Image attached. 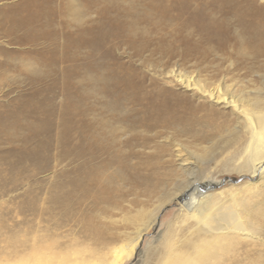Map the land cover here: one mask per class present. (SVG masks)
I'll return each instance as SVG.
<instances>
[{"label": "bare ground", "instance_id": "6f19581e", "mask_svg": "<svg viewBox=\"0 0 264 264\" xmlns=\"http://www.w3.org/2000/svg\"><path fill=\"white\" fill-rule=\"evenodd\" d=\"M81 1L84 11L76 8L75 0H61V9L43 4L24 16L0 12V35L12 37L15 51L29 62L21 63L20 72L27 65L32 68L34 61L49 67L67 63V78L83 81L81 89L72 86L67 109L69 128L79 124L77 139L71 135L78 142L69 154L78 148L84 160L82 189L68 192L64 200L55 193L56 212L35 205L19 208L37 220L26 228L23 221L3 226L0 264H122L137 257L148 226L173 199L181 205L183 222L168 230L163 252L159 248L144 264H264V77L259 91L232 93L228 87L207 89L177 75L202 99L193 104L154 82L148 87V80L131 66L133 59L145 63L141 57L146 52L164 57L180 47L184 58H202L208 51L201 43L218 41L222 47L234 41L260 60L258 70L264 72L262 10L253 14L248 10L253 5L245 0ZM160 31L169 35L163 38ZM188 33L195 35V42ZM115 48L129 52L128 62L113 55ZM7 68L0 63L2 72ZM183 137L191 139L190 151L180 143ZM216 138L223 145L216 151L227 154L224 167L251 181L218 192H210L217 187L210 181L189 182L182 189L176 183L168 190L175 179L194 173L186 161L197 155L199 146L211 143L202 147L201 158L215 151ZM128 199L136 213L122 208ZM149 203L154 206L148 211ZM79 204L83 210L76 218L82 219L91 239L103 245L96 257L79 243L62 242L59 235L48 234V228L38 227L41 220L57 229L58 219L71 222L72 206ZM115 211L123 213L122 221L135 231L122 244L105 245L100 223L112 219Z\"/></svg>", "mask_w": 264, "mask_h": 264}, {"label": "rangeland", "instance_id": "374dc122", "mask_svg": "<svg viewBox=\"0 0 264 264\" xmlns=\"http://www.w3.org/2000/svg\"><path fill=\"white\" fill-rule=\"evenodd\" d=\"M60 1L0 0V12L17 11L20 16H24L25 11L34 13L37 7L43 4L46 9H61ZM62 1L65 3V0ZM245 1H250L253 5L252 9L248 8L251 10L250 12L258 14L257 11L261 9L264 16L262 1ZM75 2L74 5L77 9L85 10L81 0H75ZM245 7L247 6L245 5ZM92 17L94 18L95 15ZM54 28H58V26L54 25ZM72 31L74 32V30ZM22 33L24 31L20 32V34ZM158 34L163 38L169 35L166 31H160ZM188 34L189 41L195 42V35ZM11 38L0 35V63L4 66L8 65L5 71L2 72L0 69V246L2 245L4 225L13 226L14 223L23 221L22 225L26 228L27 224L30 225L35 218L30 212L18 211L19 208L35 205L56 212L57 210L54 208L59 204L54 202L56 194L59 193L58 195L64 200L68 192L73 189H82L81 173L84 162L78 148L71 155L69 154L72 145L78 142L77 140L72 141L71 135L77 139L78 131L75 126L79 124H75L74 130L69 128L70 123L68 122L71 117L68 113L69 109H67L72 86L75 83L78 89H81L83 81L79 76L74 79L70 76L67 78V69L69 68L67 63H56L49 67L31 61L33 69L29 65H25L27 69L20 72L21 66L27 62V58L25 60L20 58L19 52L15 51L18 47ZM59 41L63 43V40ZM175 41L177 40L175 39ZM218 43V41L208 44L201 43V49L208 51L202 58L189 57L186 59L181 53V48L175 47L176 51L173 50L170 55L164 57L160 54L146 52L141 57L142 60L146 57L145 63H141L139 59H133L131 66L136 73L148 80V87L151 88L150 85L154 82L158 85L157 88L169 90L183 99L190 100L193 104L201 103L202 99L196 91L186 89L182 82L177 80V75L183 80H190L191 83H199L207 89L209 85L211 87L209 89L220 85L221 88L223 86V90L226 87L230 91L233 90L232 93L240 90L246 93L259 91L263 85L264 77V72L258 70L260 60L251 58L249 49L234 41H228L222 47L218 46ZM174 44L178 46L177 43ZM42 47L44 46H39L37 49ZM128 53L123 48L113 49V55L121 58L123 63L128 62ZM62 111L65 112L62 113ZM220 111L229 114L228 110ZM19 114H21L20 117ZM61 122L63 123L61 124ZM179 141L187 147V151H190L191 139L183 137ZM160 142L164 141L160 140ZM212 143L215 147L213 153L200 157L202 147H211V143H208L199 146L201 150H196L197 155L195 154L192 158L188 157L186 165L190 166L194 173L187 178L185 175L181 179H175L174 183L172 182L171 186L167 187L168 190L173 189V185L176 183L182 189L189 182L197 185L203 181H210L217 186L210 192H218L235 189L244 182L251 181L224 167L227 154L216 151L217 148L223 146L220 138L214 139ZM182 155L187 157L185 152H182ZM176 167L175 164L169 169L174 170ZM262 169L264 170V164ZM73 181L74 183H72ZM180 182L183 183L180 184ZM128 198L131 200L130 197ZM129 199L122 203V208L124 211L136 213L130 205ZM149 204L148 211L154 206L152 203ZM180 207L181 205L175 199L165 205L164 210L150 223L144 233L137 257L124 259L122 264H144L150 258L151 260L153 257L155 258L159 248V252L162 253L161 244L168 230L173 232L174 228L183 222ZM72 208L71 217L73 220L71 222H61V219H58L61 226L57 229L56 225L41 220L38 227L42 230L48 228L47 233L59 235L62 242L71 240L79 243L83 250L90 251L96 257V250L102 248L103 245L101 247L98 241L91 239L92 236L85 231L82 219L76 218L82 212L83 204L73 205ZM122 215L123 213L120 211H115L112 219L106 218L100 223L105 232L103 238L105 245L122 244L123 240L133 237L135 227L134 225L127 226L121 219ZM14 230L16 231V229ZM113 241H115L114 244Z\"/></svg>", "mask_w": 264, "mask_h": 264}]
</instances>
